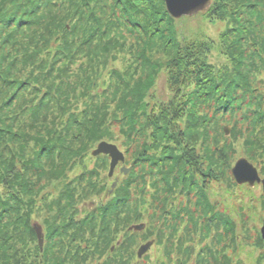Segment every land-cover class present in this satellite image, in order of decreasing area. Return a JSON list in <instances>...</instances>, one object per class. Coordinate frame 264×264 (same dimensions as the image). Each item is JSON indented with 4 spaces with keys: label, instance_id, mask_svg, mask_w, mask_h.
<instances>
[{
    "label": "trees",
    "instance_id": "trees-1",
    "mask_svg": "<svg viewBox=\"0 0 264 264\" xmlns=\"http://www.w3.org/2000/svg\"><path fill=\"white\" fill-rule=\"evenodd\" d=\"M203 15L224 23L219 42L181 34L164 0H0V264H144L136 247L150 237L161 264H231L237 225L196 167L221 170L227 150L231 170L242 145L264 175V0H213ZM162 73L168 102L153 94ZM101 141L132 159L113 193L109 157L92 156ZM251 221L244 238L254 230L260 246Z\"/></svg>",
    "mask_w": 264,
    "mask_h": 264
},
{
    "label": "rangeland",
    "instance_id": "rangeland-1",
    "mask_svg": "<svg viewBox=\"0 0 264 264\" xmlns=\"http://www.w3.org/2000/svg\"><path fill=\"white\" fill-rule=\"evenodd\" d=\"M204 12L198 13L193 16H186L180 19H176L179 22L178 23L180 26L179 31L181 32V34H184L188 39H191V40L210 38V39H213L215 42H219L218 41L219 36L224 31V28H225L224 23L220 21H215V20L212 22L210 19L206 18L203 15ZM210 61L215 65H218V64L221 65L224 62V58L217 51H214L210 56ZM260 76H261L260 78L262 79L260 83L262 84L259 88V91L261 93H264V71L262 72ZM153 94L155 96V99H157L159 102L161 101L168 102L176 94V93L171 92V88L168 85L167 76L164 73L159 75V78L157 79ZM178 96H179V93L176 96V101L173 104H170L171 109L177 108L176 104L178 100H180V98L182 97V96L180 97ZM180 102H182V100ZM210 112L212 111L210 110L208 113ZM179 114L185 115L186 110L179 111ZM210 124H212V122ZM226 126L230 127L231 125L226 122L221 123V127L223 129ZM241 148H242V145L237 147V153L234 155V158L232 159L231 168L233 167L235 162L241 157H245L249 161H251L248 157L244 155V152L242 151ZM120 149L123 152L125 151V149L123 148H120ZM125 155L127 156L126 153ZM225 155L227 156V159L223 160L225 161V166H223L221 170L219 169L216 171L207 172V170H205L204 167H201V169L198 168L199 166L196 167L197 170L201 171L204 175V177H202L201 175L199 176V174L196 175L198 176L197 182H204L209 185V188L207 187V193L208 192L210 193V195H208V200L214 204L216 203L215 211L217 212L219 211L227 216L231 215L235 220V223L237 225L236 227L237 233H238L237 235H239V242L233 241V243H231L229 241V237L227 238V241L224 240L225 245H226L225 254L228 258H231L230 259L231 264H264V241L262 240L263 244H260V246H256L254 242L255 241L254 239L257 237L255 231L254 230L253 232L251 231L252 234L250 236V239L245 240L243 229H242V220H245L246 217H250L251 215V217L253 218V221L250 222V225L253 227V229H254V226L256 225V229L258 230V232H260L259 230L263 224V219H264V209L262 208V205H261L262 201L260 200V196H262V194L264 193L262 191V186L260 184H257L254 187H250L248 185L236 184L235 180L232 177L231 170L228 169V163H229L228 158L230 154L227 152V150H225ZM131 163H132V159H130V162H128V159L126 157L124 165L126 167L131 168V165H130ZM251 163H254V162L251 161ZM254 165L260 170V165H256V164ZM97 168H99V170L101 171L100 172L101 175L106 174V169L104 170V168L102 167V163L101 164L99 163L97 165ZM140 168L141 167H139L138 169L139 173L142 172V169ZM120 173L121 171L117 167L115 171V175H114V180L118 181V175ZM212 174H214L217 181H213L210 178ZM70 175L71 173L69 174V176ZM111 184H112V180H111ZM228 186H230L232 189H230ZM79 191L81 190H79L78 188L77 193ZM175 196L177 197L178 201H180V198L183 197L178 194ZM84 197L85 196L82 194L81 199ZM191 197L194 200L193 205L198 204L197 205L198 207L196 208V210L199 209L200 205L204 203L203 200L198 198L195 194H192ZM81 202L82 203L79 202L78 204L80 208L83 207L82 205H85L90 210L93 209L94 206H96L97 204V200L93 196H90L89 199L86 198V201L82 200ZM240 212H241V217L239 216ZM146 214H152V210L149 209ZM37 218L40 219V217L35 212L33 219H37ZM138 223H146V222L140 221L137 223H133V225L138 224ZM184 226H185V220H182L181 228ZM260 237H261V234H260ZM151 239L152 237H150L149 240ZM142 243L144 242L138 241L136 248L138 249V247ZM229 245H234L236 247L234 249L233 247H229ZM205 246H206L205 242L204 241L201 242L200 244H198L197 251H199L200 248H204ZM161 252H162V246L160 248L158 244H155V246L149 251L148 255H146L147 257L145 256L146 258L143 259L144 264L148 262H151V264L153 263L161 264L162 262H164L163 260H165L166 258L161 255ZM195 255L196 253H194L192 256L194 257ZM172 260L174 261L175 259L172 258ZM169 264H172L171 261L169 262Z\"/></svg>",
    "mask_w": 264,
    "mask_h": 264
},
{
    "label": "water",
    "instance_id": "water-1",
    "mask_svg": "<svg viewBox=\"0 0 264 264\" xmlns=\"http://www.w3.org/2000/svg\"><path fill=\"white\" fill-rule=\"evenodd\" d=\"M213 0H165L166 8L168 13L176 18L180 19L185 16H193L199 12L206 11L212 5ZM226 134L230 133L228 127L225 128ZM92 154L98 156L100 154L109 155L111 158L109 176L111 177L114 173L115 167L119 162L125 161L124 153L119 150L117 145L102 141L98 144L97 148L93 150ZM125 173L129 169H123ZM232 174L238 184L248 183L249 186L253 187L255 184H262L264 190V178H261L257 167H255L247 158H240L232 168ZM117 182L113 183L112 188L116 186ZM144 224L133 225L129 230L140 231L144 228ZM33 227L38 236V243L40 248L43 249L44 234L42 227L38 223H34ZM262 238L264 239V220L261 228ZM154 241H149L140 246L138 250V257L141 258L153 245Z\"/></svg>",
    "mask_w": 264,
    "mask_h": 264
}]
</instances>
